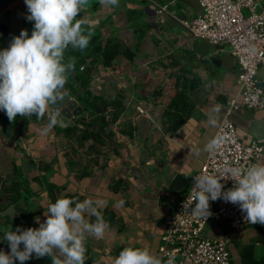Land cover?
I'll return each instance as SVG.
<instances>
[{"label":"crops","instance_id":"1","mask_svg":"<svg viewBox=\"0 0 264 264\" xmlns=\"http://www.w3.org/2000/svg\"><path fill=\"white\" fill-rule=\"evenodd\" d=\"M254 1L257 11H263L264 0ZM27 14L25 0H16L1 15L0 22L9 31L0 33V51L20 35ZM200 14L198 0H119L111 8L90 0L80 15L94 24L92 38L102 45L115 42L120 52L109 66L88 58L75 87L64 85L63 92L84 108V117L76 119V125L67 118L64 127L58 123L45 133L47 115L41 121L33 115L27 129L17 133L7 129L0 116V176L8 186L24 178L32 198L26 219L18 227L17 209L1 198L0 187V251L10 252L5 231H14L15 226L39 228L47 219L44 212L49 204L63 197L101 202L98 210L110 226L103 239L86 235L85 264L98 260L114 264L117 250L129 246L147 247L157 256L166 221L187 194L191 177L204 165L205 146L222 121L228 118L236 126L244 144L264 142V109L243 107L228 113L230 102L239 94V68L231 48L187 34V23ZM258 79L264 88V66ZM94 98L111 106L102 114L107 120H111L109 112H116L113 105L120 103L119 119L107 128L102 129L97 120L100 114L91 118L87 111ZM176 98L178 102L169 110ZM137 105L146 111L139 118ZM167 110L174 116L170 120L165 118ZM210 120H216V125ZM75 136L79 142L73 140ZM178 174L185 180L179 190L172 191L164 178ZM47 185L55 187L52 195ZM226 203L220 198L210 207L216 211ZM86 218L89 222L96 219ZM203 235L212 240L228 235L232 264H264V225L235 231L211 220ZM36 260L52 264L49 256Z\"/></svg>","mask_w":264,"mask_h":264},{"label":"clouds","instance_id":"2","mask_svg":"<svg viewBox=\"0 0 264 264\" xmlns=\"http://www.w3.org/2000/svg\"><path fill=\"white\" fill-rule=\"evenodd\" d=\"M28 8L26 18L34 21L31 36L22 30L8 48L0 51V110L9 121L17 116L44 119L48 124L43 129L50 132L59 123V112L52 110L61 99V92L68 75L75 71V58L65 62V51H84L94 34V24L81 13L87 11L90 0H25ZM104 8L117 7L119 0H99ZM79 17V18H78ZM209 123L216 125V120ZM223 137L216 136L205 146L215 154ZM226 176L201 174L194 177V187L184 203L185 211L207 220L212 215L210 200L223 198L225 202L238 204L246 213L250 224L264 225V162L249 166H226ZM222 179L234 181L232 188L223 191ZM193 202L195 207L193 208ZM74 205V206H73ZM101 202L91 198L82 202L70 198H58L49 204L44 215L47 219L39 228L4 232L10 252L0 251V264H24L33 254L37 258L49 256L52 264H85V237L91 235L103 239L109 224L98 210ZM86 216H95L89 222ZM24 248L21 250L20 246ZM174 254L166 261L154 255L147 247H125L114 259V264H174ZM101 264V261H96Z\"/></svg>","mask_w":264,"mask_h":264},{"label":"built area","instance_id":"3","mask_svg":"<svg viewBox=\"0 0 264 264\" xmlns=\"http://www.w3.org/2000/svg\"><path fill=\"white\" fill-rule=\"evenodd\" d=\"M201 14L187 23V34L207 44L229 46L239 68L238 97L229 104V114L245 107L253 110L264 109V88L258 79V72L264 66V10L257 11L254 0H198ZM249 11V14H245ZM161 14V11H159ZM138 118L146 114L137 105ZM223 137L215 154L208 157L190 179L187 194L179 202L175 212L166 221L162 244L157 256L166 261L174 254V264H232L228 235L216 240L204 237V229L211 220L223 222L235 231H241L253 224L245 220L246 213L238 204L227 202L219 210H212L207 220L185 211L184 203L194 187V177L201 174L226 176V166H249L264 157V142L244 144L238 137L236 126L225 118L216 131ZM223 191L232 188L234 181L222 179ZM210 205L213 201L210 200ZM192 207H195L193 202Z\"/></svg>","mask_w":264,"mask_h":264},{"label":"trees","instance_id":"4","mask_svg":"<svg viewBox=\"0 0 264 264\" xmlns=\"http://www.w3.org/2000/svg\"><path fill=\"white\" fill-rule=\"evenodd\" d=\"M30 15H26V17ZM27 29L29 36H31L32 31L34 29V21H29L27 18H25V23L23 30ZM65 62L69 58H75L76 61V66H75V71L71 72L68 75L67 79V86L69 87H75V83L79 80H81V76H79V71L84 65L85 61L93 57L95 61H101L105 66H109L112 64V62L117 58L120 48L119 45L115 42H108L106 45H102V41H98L96 38H91L90 43L88 47L84 51H80L78 49H73L72 47L69 46V48L65 51ZM82 74V73H81ZM83 74L82 76H84ZM86 83V81H83ZM182 95H180L179 99L181 98ZM98 98L92 99L91 106L94 108V111L99 113L101 116L97 119L103 128H107L111 123H114L119 119V114L122 111V108L119 102H116L113 107L116 109V112H109L110 119L107 120L104 115H102L104 112L107 111L108 108H110V105L104 104V103H99L98 104ZM178 102V98L170 105V108H174L176 103ZM116 106H119L120 108H117ZM90 107V106H89ZM113 109V110H114ZM167 110L165 112V118L166 119H171L173 118V114ZM1 118L4 120L5 127L7 129H16L17 133L23 132L24 130L27 129L29 123L31 122V119L28 117L24 116H17V118L14 121H9L6 113L3 111L0 114ZM173 116V117H172ZM108 118V119H109ZM41 121V119H40ZM81 123H85L84 120H81ZM21 177L19 178L18 181H15L13 184L9 185L7 183H4L3 178L0 176V187H1V198L6 201V203H9L10 205H14L17 209L16 213V218L15 221L17 223V226L19 227L22 222L26 219V209L28 206H30L32 202V198L29 196V190H27L25 187V182L20 181ZM24 179V178H23ZM49 189V194L52 195L55 187L53 185H47ZM184 197V196H183ZM182 200V199H181ZM180 200V201H181ZM179 201V202H180ZM27 205V206H26ZM30 207L28 208V210ZM17 227L15 226V230ZM14 230V231H15ZM1 237V233H0ZM123 248H120L116 252V256L118 257L119 253L122 251ZM36 256H32L29 260L25 261L24 264H37Z\"/></svg>","mask_w":264,"mask_h":264},{"label":"water","instance_id":"5","mask_svg":"<svg viewBox=\"0 0 264 264\" xmlns=\"http://www.w3.org/2000/svg\"><path fill=\"white\" fill-rule=\"evenodd\" d=\"M16 0H0V17L5 12L8 6L11 5ZM9 31V28L6 23L0 22V33L6 35ZM53 110L59 112V125L60 127H64L63 122L65 119L70 118L73 121V125H76V119L84 117V108L80 105L79 101L73 99L69 93H64L63 90L61 92V99L58 101L57 104L51 105ZM71 113V116L69 114ZM165 181L169 182L170 190H179L181 188V184L185 178L180 174L175 175L173 177L165 176ZM187 181V180H186ZM178 184L176 188L174 186ZM180 185V188H179Z\"/></svg>","mask_w":264,"mask_h":264},{"label":"rangeland","instance_id":"6","mask_svg":"<svg viewBox=\"0 0 264 264\" xmlns=\"http://www.w3.org/2000/svg\"><path fill=\"white\" fill-rule=\"evenodd\" d=\"M99 103H103L101 100H98V104ZM91 108V109H90ZM90 108H88V110L87 111H89L90 113H91V118H93L96 114L98 115L99 113H97V112H95L94 111V108L91 106ZM90 113H85V115H87V116H89V114ZM73 140H76V142H79V140H80V138H79V136H75V137H73ZM20 181H24V179L23 178H21L20 179ZM179 203V202H178ZM176 206H178V204L176 205Z\"/></svg>","mask_w":264,"mask_h":264}]
</instances>
